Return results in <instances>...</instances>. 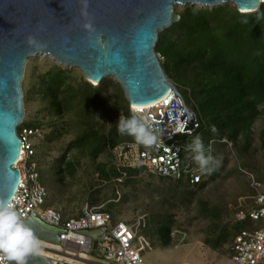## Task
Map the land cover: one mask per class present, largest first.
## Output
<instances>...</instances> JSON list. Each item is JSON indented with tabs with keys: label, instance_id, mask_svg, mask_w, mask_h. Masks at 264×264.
<instances>
[{
	"label": "rangeland",
	"instance_id": "obj_1",
	"mask_svg": "<svg viewBox=\"0 0 264 264\" xmlns=\"http://www.w3.org/2000/svg\"><path fill=\"white\" fill-rule=\"evenodd\" d=\"M224 6L234 8L230 4L219 7ZM186 8L197 7H175L174 13L180 18ZM214 18L213 14L202 13L196 23L189 20L187 13L183 14L181 21L178 19L172 27L159 33L160 43L155 51L167 55L169 62H176V52H172L175 41L188 48L193 41L203 45L210 41L212 67L218 71L226 66L231 68L241 61L236 54L238 47L242 49L245 44L234 42L240 41L227 19ZM202 21L209 26L202 27L196 35L189 34L188 27L198 28ZM254 42L250 45L252 50L257 43L255 36ZM262 46L264 53V43ZM193 52H197L196 48ZM257 53L253 51L252 62ZM157 56L165 61L161 55ZM54 65L58 66L48 57L31 58L22 81L24 118L21 125L37 128L40 133L29 142L33 150L31 161L36 164L39 181L48 193L44 206L58 210L64 217L79 216L85 205L101 206L111 217L129 224L143 217L145 226L139 234L149 241L150 247L141 253L142 264H233L229 245L236 234L233 232L235 214L253 207L254 192L249 179L260 178L264 173V102L256 106L253 117L235 140L215 139L210 144V154L220 161L211 166L216 176L210 178L208 171H202V183L187 188L146 170L130 176L122 170L123 176L114 148L133 142V138L119 134L113 148L107 145L110 128L118 122L120 114L130 116L128 109L114 110L116 103L123 105L120 86L108 77L91 91L80 71L74 68L64 69L67 72L53 81L57 73ZM163 70L185 98L188 109L198 114L197 104L187 92L196 82L184 74L181 82L175 77L178 74L171 71L170 63ZM89 91L93 107L89 103ZM197 135L185 136V147ZM101 143L106 146L99 149ZM113 172L121 177L114 176ZM118 178L122 181L117 182ZM161 226L170 232L166 241L157 233ZM96 263L114 264L99 258Z\"/></svg>",
	"mask_w": 264,
	"mask_h": 264
},
{
	"label": "water",
	"instance_id": "obj_2",
	"mask_svg": "<svg viewBox=\"0 0 264 264\" xmlns=\"http://www.w3.org/2000/svg\"><path fill=\"white\" fill-rule=\"evenodd\" d=\"M226 4L253 13L264 0H0V199L11 200L20 180L14 166L21 149L17 128L24 118L22 79L29 59L48 57L63 69H77L90 84L111 77L132 106L159 102L170 90L183 102L156 54L159 33L178 21L175 7ZM29 37L42 47L30 45ZM194 119L183 102L182 132L196 129ZM24 223L38 239L59 243L57 229L32 218ZM28 264L58 263L38 255L29 257Z\"/></svg>",
	"mask_w": 264,
	"mask_h": 264
},
{
	"label": "built area",
	"instance_id": "obj_3",
	"mask_svg": "<svg viewBox=\"0 0 264 264\" xmlns=\"http://www.w3.org/2000/svg\"><path fill=\"white\" fill-rule=\"evenodd\" d=\"M172 93L170 90L167 98L153 106L129 105L132 115L147 117L160 134L152 146L127 142L115 147L118 168L146 170L175 181L186 176L191 185H196L203 179L202 171L193 164L192 158L183 167L181 156L187 150L182 144L184 137L192 135L199 128V123L193 113L196 129L182 132L185 125L181 121L184 101ZM17 134L21 140V154L14 167L20 172V180L11 201L23 221L37 219L60 232L57 244L39 239L42 246L40 256L58 264H97V258L114 264H142L141 253L150 247L149 241L139 234L145 226L143 217L129 224L122 220L114 221L101 206L85 205L77 217H64L58 210L45 207L48 193L39 182L36 164L31 161L33 150L29 142L31 138L40 136L39 130L20 125ZM122 174L124 176L125 172ZM121 181L117 179V182ZM249 186L254 192L253 207L237 212L234 217L236 222H249V226L231 240L229 257L233 264H264V181L250 177Z\"/></svg>",
	"mask_w": 264,
	"mask_h": 264
},
{
	"label": "trees",
	"instance_id": "obj_4",
	"mask_svg": "<svg viewBox=\"0 0 264 264\" xmlns=\"http://www.w3.org/2000/svg\"><path fill=\"white\" fill-rule=\"evenodd\" d=\"M185 13H187L189 20H194V22L196 23L198 22L199 17L202 16V13H208V15L213 14L214 16H216V18H214L215 20L220 19V17L222 19H227V22L231 23L232 25L231 28L233 30H236V34L234 36H236L237 40L240 41L234 42L240 44L243 42L245 44L242 49L238 47V55L236 54L237 57L235 56L236 58L239 57L241 61H239L238 64L235 63V65H232L231 68H228L226 66V68L219 69V71L218 69L215 70L214 67H212L209 60L212 53V42L210 41L206 44L204 42V45L203 42L196 44L193 41L189 44V48L186 46L184 47L180 41H175L176 44L174 48H169L172 49V52H176V62H169L167 55L161 54L160 52L156 51V54L161 55L165 59L164 62L160 60L162 69L164 65L170 63L171 71L174 73V75L176 73L178 74L177 76L175 75V77L181 82L183 74L190 76V78H192L196 82L193 89L187 91L189 92V97L191 98V100L197 104L198 109V114L193 112L196 115L197 121L199 123V128L194 133L199 134V136L202 137L203 142L206 146V150L209 152L210 144H212L215 139L220 140L227 138L229 140H235L237 134L244 129V126L253 117V114L256 112V106L264 102V53L262 50V44L264 43V4H261L258 10L253 13H239L235 8L228 9L225 6L214 8L211 10L186 8L181 13L179 21L182 20V15ZM173 25L174 23H172L170 27H172ZM205 26H209L205 21H202L198 28L192 27V25H190V27H188L189 34L192 33V36L196 35L197 33H199L198 31ZM254 36L256 37L257 43L252 50L250 49V45L252 41L254 42ZM159 43L160 34L156 47L159 46ZM207 47L209 48V50L206 49ZM245 47L246 50L243 49ZM194 48H196L197 50L196 53L193 52ZM253 51L261 53V56L259 53H257L258 55L255 54L256 56L254 57V61L252 62L251 55ZM53 68L57 71V73L54 74L55 79H53V81H56L59 75H63L67 72L56 65H54ZM254 74L256 76H252ZM167 78L170 79L169 77ZM257 78L259 79V81H256ZM104 82L105 80L99 83L96 87L87 81H85L84 83L88 88H90L91 91H94L96 88H99L100 85H102ZM249 88L251 89L249 90ZM257 90L259 91L258 93ZM91 91L87 92L89 96H91ZM119 91L123 105L122 107H120L121 105L119 103H116L117 108L114 110L117 112L122 108V110L128 109L129 111V104L124 98L123 91L120 87ZM254 91L259 95L258 97H256V93H254ZM183 100L187 106L185 98H183ZM89 101L90 106L93 107L92 96ZM88 108L89 107L86 106L85 109L88 110ZM86 114L87 113L85 112V116ZM129 115L131 116L132 114L130 113ZM116 123H114L113 127L110 128V131L108 133L109 141L107 145L110 146V148H113L115 146L117 137L119 135L116 128ZM213 126H215V128L217 129L216 132H213L211 130ZM113 128H115L116 130H114L115 133H113ZM226 130L231 133L227 134ZM194 133L192 135H194ZM183 143L184 141H182V144ZM104 146H106L105 143L98 144L99 149L103 148ZM192 155L193 154L188 149L186 151H183L181 156L183 167L189 164ZM193 164L196 165V163L194 162ZM124 171H126L130 176L132 174H136L140 170L125 169ZM121 172L122 170L120 171V173ZM113 175H118L117 177H121V175L117 174L116 172H113ZM215 176V170L209 172L210 178H214ZM256 179L264 181V173L262 177ZM175 182L178 185L187 188L200 184L199 183L196 185H191L189 182V178L186 176H183L181 180H177ZM104 211L108 213L107 210L104 209ZM112 219L114 221L118 220L114 217H112ZM248 226L249 222H236L233 228V232L237 234L240 230L247 228ZM157 233L160 235L161 239L164 240V237L165 241L169 239L170 232L168 229H166L165 226H161L160 229L157 230ZM235 235L232 236V239Z\"/></svg>",
	"mask_w": 264,
	"mask_h": 264
},
{
	"label": "clouds",
	"instance_id": "obj_5",
	"mask_svg": "<svg viewBox=\"0 0 264 264\" xmlns=\"http://www.w3.org/2000/svg\"><path fill=\"white\" fill-rule=\"evenodd\" d=\"M91 30V25L86 24ZM30 45L42 47L34 37L28 38ZM110 125V124H109ZM120 135L133 138L137 145L152 146L159 139V130L145 116L133 114L121 115L116 123ZM216 132L215 126L211 129ZM191 151L192 159L201 171H212V165L219 164L213 155L206 150L201 136L197 135L186 146ZM42 252L40 240L21 218L20 212L11 200L0 199V264H28L31 256Z\"/></svg>",
	"mask_w": 264,
	"mask_h": 264
},
{
	"label": "bare ground",
	"instance_id": "obj_6",
	"mask_svg": "<svg viewBox=\"0 0 264 264\" xmlns=\"http://www.w3.org/2000/svg\"><path fill=\"white\" fill-rule=\"evenodd\" d=\"M174 12V11H173ZM243 12H250V11H243ZM37 56V55H36ZM28 63V62H27ZM26 63V64H27ZM25 67H26V65H25ZM24 71H25V68H24ZM23 77H24V74H23ZM22 81H23V79H22ZM91 82V81H90ZM92 84H94V85H98L97 83H95V82H91ZM165 98H167V97H165ZM157 103V102H156ZM156 103H154V104H156ZM154 104H152V106L154 105ZM149 106H151V105H148V106H146V107H149ZM134 107H137V106H134ZM20 154H21V152H20Z\"/></svg>",
	"mask_w": 264,
	"mask_h": 264
}]
</instances>
